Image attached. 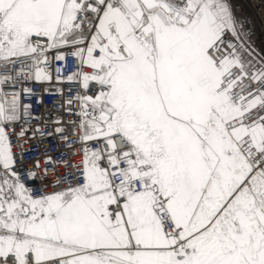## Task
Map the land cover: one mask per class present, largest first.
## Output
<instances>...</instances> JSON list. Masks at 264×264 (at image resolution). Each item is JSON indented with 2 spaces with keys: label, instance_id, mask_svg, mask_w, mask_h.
I'll list each match as a JSON object with an SVG mask.
<instances>
[{
  "label": "snow or ice",
  "instance_id": "6c2138e0",
  "mask_svg": "<svg viewBox=\"0 0 264 264\" xmlns=\"http://www.w3.org/2000/svg\"><path fill=\"white\" fill-rule=\"evenodd\" d=\"M0 264H264V0H0Z\"/></svg>",
  "mask_w": 264,
  "mask_h": 264
},
{
  "label": "built area",
  "instance_id": "2783aa9c",
  "mask_svg": "<svg viewBox=\"0 0 264 264\" xmlns=\"http://www.w3.org/2000/svg\"><path fill=\"white\" fill-rule=\"evenodd\" d=\"M74 63H75L74 61H71V60H70V67H71L72 65H74ZM37 87H39V85H37ZM53 99H54V97L46 96V97H45V102L48 103L49 105H51ZM37 111H39V108L37 109ZM69 131H71V129H70ZM56 147H57V145H55V144L53 143V144H52V149H53V151L55 150Z\"/></svg>",
  "mask_w": 264,
  "mask_h": 264
}]
</instances>
